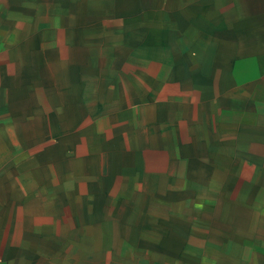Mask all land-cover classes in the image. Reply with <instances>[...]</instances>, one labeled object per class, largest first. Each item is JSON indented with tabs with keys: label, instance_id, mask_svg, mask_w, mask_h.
<instances>
[{
	"label": "crops",
	"instance_id": "1",
	"mask_svg": "<svg viewBox=\"0 0 264 264\" xmlns=\"http://www.w3.org/2000/svg\"><path fill=\"white\" fill-rule=\"evenodd\" d=\"M237 262L264 264V0H0V264Z\"/></svg>",
	"mask_w": 264,
	"mask_h": 264
},
{
	"label": "rangeland",
	"instance_id": "2",
	"mask_svg": "<svg viewBox=\"0 0 264 264\" xmlns=\"http://www.w3.org/2000/svg\"><path fill=\"white\" fill-rule=\"evenodd\" d=\"M211 174H209V177H210ZM211 179V178H209ZM243 256H247L246 254H244ZM237 264H244L243 262H237Z\"/></svg>",
	"mask_w": 264,
	"mask_h": 264
}]
</instances>
